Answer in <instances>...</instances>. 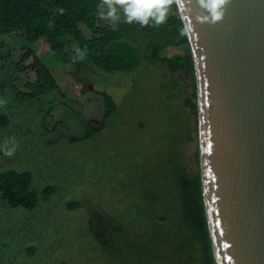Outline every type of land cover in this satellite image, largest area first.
Here are the masks:
<instances>
[{"label": "rangeland", "instance_id": "obj_1", "mask_svg": "<svg viewBox=\"0 0 264 264\" xmlns=\"http://www.w3.org/2000/svg\"><path fill=\"white\" fill-rule=\"evenodd\" d=\"M110 11L103 0L100 18L122 20L121 6L118 19ZM46 46L44 39L29 44L23 32L0 36V83L14 72V81L6 78L0 89V113L10 121L0 126V171H30L36 189L58 188L33 211L2 204L6 264H201L200 245L180 206L182 179L200 180L192 73H172L168 61L138 74L89 73L74 63L61 65ZM29 49L50 68L58 89L23 102L13 89L26 91L34 74L15 66ZM184 50L168 48L167 54ZM105 95L118 107L107 122ZM89 129L91 138L70 142ZM70 201L82 208L67 209Z\"/></svg>", "mask_w": 264, "mask_h": 264}, {"label": "water", "instance_id": "obj_2", "mask_svg": "<svg viewBox=\"0 0 264 264\" xmlns=\"http://www.w3.org/2000/svg\"><path fill=\"white\" fill-rule=\"evenodd\" d=\"M196 91L200 180L215 264H264V0L222 18L174 0Z\"/></svg>", "mask_w": 264, "mask_h": 264}, {"label": "trees", "instance_id": "obj_3", "mask_svg": "<svg viewBox=\"0 0 264 264\" xmlns=\"http://www.w3.org/2000/svg\"><path fill=\"white\" fill-rule=\"evenodd\" d=\"M103 0H0V36L23 32L29 44L41 39L46 41L47 53L55 56L61 65L74 63L84 67L87 72L136 74L153 67L161 61H168L172 73L186 71L192 73L184 40L181 38L174 3L167 6L173 13L157 25L150 18L149 23H128L124 13L119 22L108 23L100 18V5ZM83 25L91 35L87 37L81 30ZM185 47L181 54H167L168 48ZM19 73H33L34 80L27 83L26 91L14 96L23 102L45 96L58 89L50 68L44 65L33 49H29L15 66ZM143 70V71H142ZM85 72V71H84ZM14 72L6 78L13 79ZM0 83L1 86L5 81ZM13 81H10L12 83ZM192 85L194 82L192 79ZM195 87V86H194ZM194 92L195 88H194ZM195 93L193 94L195 96ZM196 112V104L187 100ZM118 107L109 95L104 96L103 121L107 122L116 115ZM9 114L0 113V126L7 128ZM43 127V126H42ZM44 129V127H43ZM93 136L89 129L84 136H73L71 143H78ZM58 193L56 186L43 190L33 186L30 171H0V208L2 204L11 209L21 208L33 211L41 200H48ZM183 219L194 231L201 249V264H215L204 212L201 183L199 177L182 179L181 200ZM5 207V206H3ZM67 209H81L79 201H70ZM91 225L92 222L90 221ZM100 235V234H99ZM101 236V235H100ZM5 245V244H4ZM25 252L35 254L33 247ZM0 255V264L6 261ZM65 264V263H61Z\"/></svg>", "mask_w": 264, "mask_h": 264}, {"label": "clouds", "instance_id": "obj_4", "mask_svg": "<svg viewBox=\"0 0 264 264\" xmlns=\"http://www.w3.org/2000/svg\"><path fill=\"white\" fill-rule=\"evenodd\" d=\"M105 4L111 9L109 15L114 19L116 16V6H121L124 19L128 23L139 22L142 25L149 23V18L155 20L159 25L164 22L167 12V6L172 4L174 0H104ZM200 5L211 12L212 21L215 22L222 18V6L228 0H198ZM185 31L181 29V35ZM12 151L6 152V155H12Z\"/></svg>", "mask_w": 264, "mask_h": 264}]
</instances>
